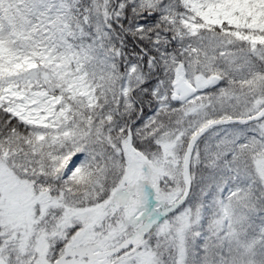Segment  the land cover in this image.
I'll return each mask as SVG.
<instances>
[{
  "label": "snow or ice",
  "instance_id": "1",
  "mask_svg": "<svg viewBox=\"0 0 264 264\" xmlns=\"http://www.w3.org/2000/svg\"><path fill=\"white\" fill-rule=\"evenodd\" d=\"M0 264H264V0H0Z\"/></svg>",
  "mask_w": 264,
  "mask_h": 264
},
{
  "label": "rangeland",
  "instance_id": "2",
  "mask_svg": "<svg viewBox=\"0 0 264 264\" xmlns=\"http://www.w3.org/2000/svg\"><path fill=\"white\" fill-rule=\"evenodd\" d=\"M151 114H152L151 109H149L147 106H145V118H147ZM226 127H228V126H226ZM257 223H259V220H257Z\"/></svg>",
  "mask_w": 264,
  "mask_h": 264
},
{
  "label": "trees",
  "instance_id": "3",
  "mask_svg": "<svg viewBox=\"0 0 264 264\" xmlns=\"http://www.w3.org/2000/svg\"><path fill=\"white\" fill-rule=\"evenodd\" d=\"M135 42L133 41L131 44H129V49L131 50V48H132V46H133V44H134Z\"/></svg>",
  "mask_w": 264,
  "mask_h": 264
}]
</instances>
